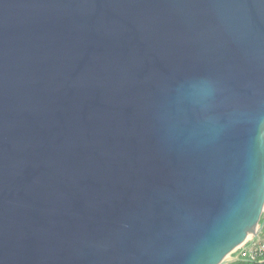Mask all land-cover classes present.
Masks as SVG:
<instances>
[{
	"label": "water",
	"instance_id": "water-1",
	"mask_svg": "<svg viewBox=\"0 0 264 264\" xmlns=\"http://www.w3.org/2000/svg\"><path fill=\"white\" fill-rule=\"evenodd\" d=\"M263 212L264 0H0V264H229Z\"/></svg>",
	"mask_w": 264,
	"mask_h": 264
},
{
	"label": "trees",
	"instance_id": "trees-1",
	"mask_svg": "<svg viewBox=\"0 0 264 264\" xmlns=\"http://www.w3.org/2000/svg\"><path fill=\"white\" fill-rule=\"evenodd\" d=\"M262 222H264V214H262L261 218L259 219V223H262ZM259 240L260 242H264V226L259 236ZM239 257H240L239 261L232 262L229 264H264V252L258 256H254L253 258H251L250 254L247 252L241 254Z\"/></svg>",
	"mask_w": 264,
	"mask_h": 264
},
{
	"label": "built area",
	"instance_id": "built-area-1",
	"mask_svg": "<svg viewBox=\"0 0 264 264\" xmlns=\"http://www.w3.org/2000/svg\"><path fill=\"white\" fill-rule=\"evenodd\" d=\"M250 239H251V238H250ZM250 239H249V240H250ZM246 243H247V242H246ZM246 243H245L243 246H245ZM243 246H242V247H243ZM242 247H240V249H241ZM246 252L250 254L251 258H253L254 256H258V255H260L261 253L264 252V242H260V241L256 242V241L254 240V241L252 242V244H250L245 250L240 251L241 254L246 253Z\"/></svg>",
	"mask_w": 264,
	"mask_h": 264
},
{
	"label": "rangeland",
	"instance_id": "rangeland-1",
	"mask_svg": "<svg viewBox=\"0 0 264 264\" xmlns=\"http://www.w3.org/2000/svg\"><path fill=\"white\" fill-rule=\"evenodd\" d=\"M263 213H264V212H263ZM250 238H251V237H249V238L245 241V243L248 242ZM245 243H244V244H245ZM239 249H240V248H239ZM239 249L233 251V252L231 253V255L234 254L235 252H237Z\"/></svg>",
	"mask_w": 264,
	"mask_h": 264
},
{
	"label": "crops",
	"instance_id": "crops-1",
	"mask_svg": "<svg viewBox=\"0 0 264 264\" xmlns=\"http://www.w3.org/2000/svg\"><path fill=\"white\" fill-rule=\"evenodd\" d=\"M255 241H256V242L260 241V240H259V237H258V238H256V239H255ZM251 244H252V243H251ZM237 254H240V255H241V253H240V252H239V253H237Z\"/></svg>",
	"mask_w": 264,
	"mask_h": 264
}]
</instances>
